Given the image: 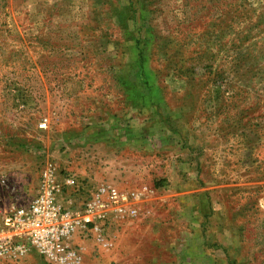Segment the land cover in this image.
Listing matches in <instances>:
<instances>
[{"label": "rangeland", "instance_id": "1", "mask_svg": "<svg viewBox=\"0 0 264 264\" xmlns=\"http://www.w3.org/2000/svg\"><path fill=\"white\" fill-rule=\"evenodd\" d=\"M47 160L144 195L79 264H264V0H0V212Z\"/></svg>", "mask_w": 264, "mask_h": 264}, {"label": "built area", "instance_id": "2", "mask_svg": "<svg viewBox=\"0 0 264 264\" xmlns=\"http://www.w3.org/2000/svg\"><path fill=\"white\" fill-rule=\"evenodd\" d=\"M14 185V203L0 212V261L10 264H29L32 249L47 264H79L86 242L113 247L117 230L138 219L144 200L136 190L86 186L61 175L49 160L40 166L33 191L28 181Z\"/></svg>", "mask_w": 264, "mask_h": 264}, {"label": "crops", "instance_id": "3", "mask_svg": "<svg viewBox=\"0 0 264 264\" xmlns=\"http://www.w3.org/2000/svg\"><path fill=\"white\" fill-rule=\"evenodd\" d=\"M160 264H173V263H160Z\"/></svg>", "mask_w": 264, "mask_h": 264}]
</instances>
